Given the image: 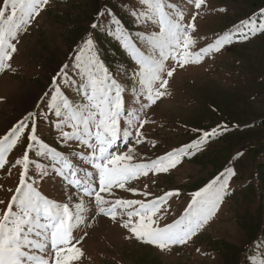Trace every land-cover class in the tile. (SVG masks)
I'll list each match as a JSON object with an SVG mask.
<instances>
[{
	"label": "rangeland",
	"instance_id": "374dc122",
	"mask_svg": "<svg viewBox=\"0 0 264 264\" xmlns=\"http://www.w3.org/2000/svg\"><path fill=\"white\" fill-rule=\"evenodd\" d=\"M165 4L173 14L183 12L185 23H191L197 11L192 0H165ZM141 7L140 0H49L39 16L12 41L17 51L9 61L11 68L0 71V138L29 113H36L40 140L65 154L74 166L91 170L76 155L87 153L86 147L77 141H62L55 127L57 118L48 104L58 86L74 102H81L76 87L67 88L62 74L80 80L76 56L89 37L100 61L125 88L126 111L139 110L141 104L147 103L143 97L137 100L138 93L132 91L137 66L116 39L113 24L114 16L143 50V39L137 34L159 29L153 23H134L131 11ZM198 11L192 52L222 34L236 32L242 21L251 19L257 25L264 24V0H206ZM93 24L97 27L93 28ZM172 67L176 71L169 78L166 95L140 113L141 119L148 121L139 129L141 135L137 137L135 128L130 129L133 134L126 139L121 135L113 150L125 153L132 149L131 163H148L200 139L205 131L217 129L218 135L183 155L168 172H149L129 181L126 188L136 189V193L114 188L112 196L102 195L113 201L147 202L167 192H178L161 207L159 222L163 226L183 216L193 193L226 169H233L235 175L228 178L227 194L215 215L191 239L165 251L134 236L129 238L131 233L121 226L128 219L126 214H119L124 210L118 209L117 221H113L96 216L89 205V211L83 214L84 223L73 230L75 239L83 237L77 244L84 253L79 264H253L264 253V240L249 243L242 221L256 218L260 210L264 223V204L260 202L264 199V33L258 32L247 40L239 39L237 33L232 44L210 53L202 62L181 68L169 59L166 69ZM120 126L122 130L127 127L126 117L121 118ZM64 131L71 128L65 127ZM27 144L22 137L8 154V163L0 169V200L4 201L0 209L6 207L19 184L23 169L13 165L22 158ZM28 154V179L36 181L35 187L42 195L69 203L74 211L79 202L77 190L54 171V162L49 158L37 155L35 148ZM42 171L46 174L41 178ZM197 183L202 187L195 190ZM241 248L239 257L231 260L226 256L227 249L231 253Z\"/></svg>",
	"mask_w": 264,
	"mask_h": 264
},
{
	"label": "snow or ice",
	"instance_id": "6c2138e0",
	"mask_svg": "<svg viewBox=\"0 0 264 264\" xmlns=\"http://www.w3.org/2000/svg\"><path fill=\"white\" fill-rule=\"evenodd\" d=\"M48 3L49 0H0V71L11 68L9 61L17 51L12 41L17 39L20 31L26 30L25 26L30 25ZM140 3L141 9L131 11L134 23H153L159 29L150 34H137L143 39V50L114 16L113 24L116 39L137 66L133 72L135 84L132 91L138 93L137 100L143 97L147 103L141 104L139 110L126 111L125 88L100 61L93 40L89 37L76 56L80 80L69 79L67 73L62 74L67 88L76 87L81 102H74L58 86L54 89L56 95L51 96V103L48 104L57 118L55 127L60 130L62 141H77L86 147L87 153L76 155L91 170L74 166L65 154L40 140L36 113H29L0 138V169L8 163V154L21 138L25 137L28 141L24 155L13 165L23 169L19 184L6 207L0 209V264H79L84 253L77 244L83 237L75 239L73 230L84 223L83 214L89 211V205L95 210L96 216L103 215L113 221H117V210H124L119 214H126L128 219L123 220L121 226L131 233L129 238L134 236L162 251L170 250V246L185 244L206 225L227 194L228 178L235 175L233 169H226L205 188L193 193L183 216L163 226L159 222L161 207L167 198L178 195V192H167L147 202L124 199L113 201L102 195L112 196L114 188L136 193V189L126 188L129 181L149 172H168L177 166L183 155L189 154L192 149H199L218 135L217 129L205 131L200 139L148 163H131L132 149L125 153L113 150L121 135L126 139L133 134L130 129L135 128L137 137L141 135L139 129L148 121L141 119L140 113L166 95L164 90L176 71L175 67L166 69L167 61L171 59L182 68L189 63L202 62L210 53L219 52L225 45L232 44L237 33L242 40L258 32L264 33V24L257 25L249 19L236 26V32L222 34L213 43L198 52H192L196 43L192 35L196 30V16L206 0H192L197 11L192 15L191 23L184 22L183 12L173 14L167 11L165 0H140ZM92 27L96 28L97 25L93 24ZM122 117H126L127 124L123 130L120 126ZM65 127L71 128V131H64ZM34 148L37 155L53 161L54 171L77 190L79 202L74 205V211L69 203H58L42 195L35 187L36 181L28 179V153ZM37 167L41 168L40 165ZM80 172L82 176L78 175ZM45 174L42 171L41 178ZM221 176L225 178L221 179ZM85 197L88 198L87 204ZM0 204H4V201L0 200ZM253 264H264V253Z\"/></svg>",
	"mask_w": 264,
	"mask_h": 264
},
{
	"label": "trees",
	"instance_id": "16d2710c",
	"mask_svg": "<svg viewBox=\"0 0 264 264\" xmlns=\"http://www.w3.org/2000/svg\"><path fill=\"white\" fill-rule=\"evenodd\" d=\"M201 187L202 185L200 183H197L194 186V189L197 190L200 189ZM260 202L263 205L264 199L260 200ZM257 213L258 214L256 218H251L249 220H244V219L242 220L244 223L243 226L248 232L249 243H253V244H259L261 243L262 240H264V223H261V220L263 219L262 214L260 210H258ZM226 251H227L226 256H228L229 259L233 260V258L239 257V255L242 254L243 248H241L238 252H234L232 250L231 253H229L228 249ZM233 264H238V263H233Z\"/></svg>",
	"mask_w": 264,
	"mask_h": 264
}]
</instances>
